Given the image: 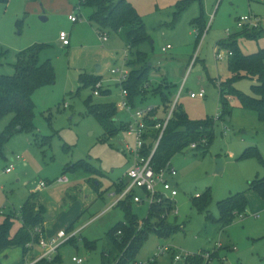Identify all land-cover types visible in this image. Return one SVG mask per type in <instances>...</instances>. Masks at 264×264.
<instances>
[{"label":"rangeland","instance_id":"obj_1","mask_svg":"<svg viewBox=\"0 0 264 264\" xmlns=\"http://www.w3.org/2000/svg\"><path fill=\"white\" fill-rule=\"evenodd\" d=\"M126 1L142 18L149 37L137 49L148 59V78L146 73L141 98L136 99L130 111L121 106V90L110 71L133 69L135 60L129 65L131 68L126 66L131 56L126 42L116 33L104 30L108 41L101 43V30L89 21L91 9L78 8V0H46L44 4L10 0L7 6L0 5V75H12L16 54L34 44L47 47L40 52L39 60H49L55 75L52 86L39 88L33 95L37 137L21 133L0 147V223L10 212L18 216L30 195L35 196L39 206H43L39 200L44 199L45 207L53 210V220L46 234L44 222L32 230L37 242L32 240L26 245L25 261L22 247L13 244L0 251V264L34 261L43 252L41 240L49 243L58 231L68 228L69 233L71 224L79 226L92 218L77 237L64 243L56 256L46 262L73 264L72 258H77L82 264H102V253L111 249L108 231L124 223L123 206L108 207L128 183L126 174L134 162L135 156L127 153L126 146L135 149V139L128 136L127 131L135 120L145 123L149 113L155 115L153 109L157 108L158 119L166 118L169 111L162 109L156 94L167 86L172 105L177 104L190 119L215 120L214 139L203 157L188 148L172 159L178 171L177 196L160 203L164 208L154 223L138 225L139 230L170 236L149 233L135 261L125 264H186L187 261L190 264L197 257L203 260L202 264H264V200L248 190L250 182L264 176V166L256 158H242L246 149L254 147L264 160V124L254 111L241 108L236 99L230 100L231 115L223 121L217 120V84L225 81L229 72L228 52L216 45L228 34L240 32L235 25L239 17L253 15L262 20V32L257 40L238 36V46L246 55L264 50V0H195L176 21V5L181 0ZM71 13L77 17V23L68 21ZM196 19L206 28L199 40L198 28L190 25ZM60 32L68 36V47L61 46ZM166 45L171 49L162 52ZM217 49L224 56L220 61L215 58ZM136 65L139 70L144 64ZM83 75L99 78L102 86L99 96L92 93L95 85H80ZM251 85L250 81L241 80L234 87L251 96ZM200 89L205 91L204 99L190 98L189 92L197 93ZM102 91H109L110 95L103 96ZM90 96L96 104H116V120L123 125L116 137L107 139L100 125L87 114L84 101ZM148 108L153 112L145 114L143 119L136 116L137 111ZM10 119L8 115L0 120V133ZM151 129L145 125V134ZM45 137L49 139H43ZM17 156L21 159L17 160ZM217 160L222 161V171L218 174ZM79 161L91 168L90 175L82 170L62 174L66 165ZM8 165L13 166L11 173L5 172ZM62 176L68 180L67 184L57 183ZM41 182L47 183L43 190L38 188ZM77 185L80 193L95 195V202L91 205H83L80 199L76 203L67 202L68 191ZM207 189L212 200L205 212L199 213L192 207L191 200L198 199ZM235 193L245 194L246 215L235 217L229 226L222 228L215 221L219 216L216 203ZM135 194L143 197L141 190H135ZM130 205L131 213L139 221L147 217V201ZM208 215L213 220H207ZM12 217L17 219L10 231L13 237L20 222L14 214ZM86 242L91 244L90 250L86 249ZM165 248L169 252H163ZM215 253L219 254L218 259L212 260ZM174 256L183 260L177 262Z\"/></svg>","mask_w":264,"mask_h":264},{"label":"trees","instance_id":"obj_2","mask_svg":"<svg viewBox=\"0 0 264 264\" xmlns=\"http://www.w3.org/2000/svg\"><path fill=\"white\" fill-rule=\"evenodd\" d=\"M38 1L27 0L28 3ZM194 1L181 0L176 5L174 20H178L181 13ZM9 2L10 0H0V5L7 6ZM77 5L91 9L89 21L94 23L99 31L108 30L114 32L126 42L127 51L131 56L126 61V66L130 67L129 65L135 60L133 69L130 67L131 69L129 70L125 66L129 71V77L124 83V88L128 93L127 103L130 109H133L136 99L141 98L140 93L144 84L143 79H145L146 73L148 78L149 71L146 55L137 50L140 45L149 39L142 18L126 0H78ZM190 25L198 28L197 40H199L205 32V25L200 19L192 21ZM261 30L260 28L249 32L240 31L236 34H230L216 44L218 48H222L231 54L227 60L229 77L220 84H217L219 89L218 121H223L231 115L230 100L236 99L241 108L254 111L257 114L259 122L264 124V50L246 55L241 51L237 42L238 36L247 40H257L260 35L259 33L262 32ZM45 48H47L45 45L34 44L27 50L19 52L16 54V60L13 64L14 73L12 75H0V120L11 115L10 121L0 133V147L21 133L37 137L36 128L33 123L35 110L33 95L39 88L52 86L55 82L51 62L49 60L40 62L39 60V54ZM136 64L144 65L137 70L138 65ZM98 79L95 76L83 75L80 77L79 83L82 87L94 86L98 82ZM241 80H248L252 83L250 86L251 96H247L235 89L234 85ZM211 82L215 84L214 80ZM168 89L169 86L163 91H158L156 94L160 99L161 107L164 111H170L172 106V98ZM102 95L107 96L108 91H102ZM84 106L87 114L92 116L103 129L104 136L107 139L116 137L123 130V125L117 123L116 120V104H96L93 103L90 96L84 101ZM154 110L156 111L155 115L149 113V117L145 119L146 127L152 129L144 134L143 146L140 150L141 157L145 159L150 157L154 150L151 156L153 169L158 171L164 168L168 163H171L177 154L187 150L193 144L195 145V148L192 149L193 151L202 157L207 155L214 139L215 120L213 118L206 117L201 120H192L175 104L170 119L159 138L161 130L155 127L158 124L162 125L165 119H158L156 116L157 108ZM153 111L151 110L150 112ZM43 139L47 140L49 138L45 137ZM158 139L159 141L155 148ZM201 142H204V144L201 145ZM242 158H256L264 166V160L254 147L246 149ZM77 170H82L88 175L91 174V168L84 161L66 165L62 174L73 173ZM127 184L116 196L119 197L123 193ZM248 190L254 192L264 200V178H255L248 184ZM133 195H135V191H133L132 195H127L116 203V206H123L124 223H118L108 231L107 239L111 249L102 253V264H125L128 261H135L136 255L149 233H155L157 236H170V234H158L154 231L138 229L140 222L144 226H149L157 220L158 215L164 208L160 205L163 200L149 206L147 217L139 221L131 213L130 203H133ZM144 195L146 194L143 192ZM211 196L210 190L207 189L198 199L191 200L192 207L197 212L204 213L207 206L211 203ZM247 204L248 201L244 193L231 194L216 203L219 216L215 221L222 228H226L235 217L245 216ZM168 209L170 210L169 207ZM45 213V208L37 204L35 196H28L18 216L15 212H10L0 223V251L13 244L21 246L23 249V260L25 261L27 254L26 245L32 240L37 242V239L32 236V230L44 222ZM13 214L19 219L20 226L12 237L10 231L15 224V220H17L12 217ZM206 219L209 221L213 220L212 216L209 215L206 216ZM85 247L87 250H90L92 246L86 242ZM217 257L218 254L215 253L212 255V260L218 259ZM195 259L196 261L194 260L195 262L192 261L194 263L191 262L190 264H202V259L198 257ZM38 264L50 263L46 262V260H41Z\"/></svg>","mask_w":264,"mask_h":264},{"label":"built area","instance_id":"obj_3","mask_svg":"<svg viewBox=\"0 0 264 264\" xmlns=\"http://www.w3.org/2000/svg\"><path fill=\"white\" fill-rule=\"evenodd\" d=\"M78 6V5H77ZM78 8H80L78 6ZM68 20L71 23H77V17L73 16V14L68 16ZM261 23L262 20L253 15H247L243 17H239L235 21V25L239 31H252V30H257L261 28ZM230 34H228L229 36ZM99 39L102 44L106 43L108 41L107 34L103 31L99 32ZM227 36V37H228ZM59 42L61 43L62 47H67L69 45V39L68 36L64 33L61 32L58 36ZM169 49H171L170 45L165 46L164 48L161 49L162 52H167ZM231 54L228 53L227 57H229ZM215 58L216 60H222L224 58L223 54L219 52V49L216 50L215 52ZM110 74L112 76H115L113 80L119 85L120 87V94L122 97L121 101V106L130 111V106L127 103V96L128 93L124 88V83L127 81L129 77V71L127 68H116L112 69L110 71ZM102 90L101 82H97L95 84V90L92 92L94 96H99V91ZM189 96L192 99H204L205 98V91L204 89H200L197 91V93L189 92ZM175 103L172 105L169 114L165 118L164 123L156 125L157 129L161 130V133L159 135V138L161 137V134L163 130L166 127V124L168 120L170 119L172 110L174 108ZM151 111V108H148L145 110H139L136 112V116H139L143 119V116L147 114L148 112ZM132 126L129 127V130L127 131L128 136H133L135 139V149L129 148L126 146V150L128 154H132L131 156H135L134 162L127 172V179H128V184L126 189L123 191V193L118 197L116 203L123 199L127 195H132L133 191L135 190H141L143 191L146 195L143 197H139L136 194L133 195V203L140 204L144 201H147L149 203V206L156 202H160L161 200L169 199L172 201L174 197L177 196L178 190L176 187L170 182V179H174L177 176V171L176 169L171 165V163H168L164 168L156 171L155 169L152 168L151 165V156L148 157L147 159L141 157L140 155V150L143 146V137L145 134V123L142 121H134ZM159 139L157 140L155 144V148L158 144ZM154 148V149H155ZM191 149L195 148V145L190 146ZM17 160H20L21 158L19 156L16 157ZM13 171V166L9 165L6 169V173H10ZM57 183H62V184H67L68 180L65 178V176H62L58 178ZM47 183H39L38 188L43 189L45 188ZM115 203V205H116ZM114 205V206H115ZM81 229H78L76 231H71L67 233L65 230H60L56 233L55 237L49 242L46 243L44 240L40 241V248L42 249V253L32 262H26V264H36L37 262L41 260H46V261H51L54 256L57 254V250L66 242L71 240L72 238H75L78 233H80ZM163 252H169L168 249H164ZM190 256V255H189ZM187 256V257H189ZM210 255H207L209 257ZM186 257V258H187ZM186 258L184 260H186ZM175 261H180L183 260L182 257L179 256H174ZM72 262L74 264H82L81 259L77 258H72Z\"/></svg>","mask_w":264,"mask_h":264},{"label":"crops","instance_id":"obj_4","mask_svg":"<svg viewBox=\"0 0 264 264\" xmlns=\"http://www.w3.org/2000/svg\"><path fill=\"white\" fill-rule=\"evenodd\" d=\"M39 1H41L43 4L46 2V0H39ZM38 1V2H39ZM26 2H27V0H26ZM28 3V2H27ZM30 3H33V2H30ZM35 3H37V2H35ZM72 14V13H71ZM71 14H69V15H71ZM68 15V16H69ZM68 18V17H67ZM69 21V20H68ZM74 24V23H73ZM61 33V32H60ZM69 46V45H68ZM67 46V47H68ZM167 46V45H166ZM110 95V92L108 91V95L107 96H109ZM8 159H9V157H8ZM13 159L12 158H10V161H12ZM171 165L173 166V163H172V161H171ZM9 166V165H8ZM176 169V168H175ZM177 171V170H176ZM11 173V172H10ZM177 177H178V171H177ZM177 177H175L174 179H170V182L176 187V189H177V187H178V182H177ZM256 178H258V177H256ZM261 178H264V176H262ZM58 184H62V183H58ZM62 185H64V184H62ZM81 186H85V185H81ZM46 188V187H45ZM45 188H43V189H45ZM42 189V190H43ZM79 189H85L84 187H80ZM82 191V190H81ZM94 197H95V195H93V194H88L87 195V193H84V194H82V193H80V191L78 190V185L77 186H75V187H73V189H71L70 191H68V194L66 195V198H67V202H70V203H76V201H79L78 199H80V202L83 204V205H91L92 203H94L95 202V199H94ZM110 197H115V195H111ZM117 199H118V196L116 197V199H115V201L112 203V204H110L109 205V207L108 208H114V207H116V205H115V203H116V201H117ZM40 204L41 205H43L44 206V208H45V211H46V213H45V221H44V226H45V234H46V230L49 228V226H50V224H51V222H52V217L54 216L53 214H52V212H53V210H50V208H46L45 206H46V202L44 201V199L43 198H41L40 200ZM44 203V204H43ZM115 205V206H114ZM246 215V214H245ZM79 219H80V216L78 217ZM78 218H77V220H78ZM93 219V218H92ZM92 219H90V220H88V221H86L85 223H83L82 225H79V226H75V223H73V224H71L70 225V227H69V229H72L71 231H76V230H78V229H81L82 227H84V228H86L88 225H89V222L92 220ZM88 224V225H87ZM68 229V228H67ZM67 229H65V231H67ZM70 231V232H71ZM77 237V236H76ZM226 246H228V245H226ZM231 247V246H230ZM219 255V254H218ZM74 264V263H73Z\"/></svg>","mask_w":264,"mask_h":264},{"label":"water","instance_id":"obj_5","mask_svg":"<svg viewBox=\"0 0 264 264\" xmlns=\"http://www.w3.org/2000/svg\"><path fill=\"white\" fill-rule=\"evenodd\" d=\"M43 21H45V18H41ZM10 160V158H9ZM222 171V161L221 160H217L216 161V174L220 173Z\"/></svg>","mask_w":264,"mask_h":264}]
</instances>
